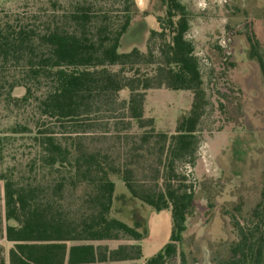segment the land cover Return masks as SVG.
Wrapping results in <instances>:
<instances>
[{"label":"trees","instance_id":"obj_1","mask_svg":"<svg viewBox=\"0 0 264 264\" xmlns=\"http://www.w3.org/2000/svg\"><path fill=\"white\" fill-rule=\"evenodd\" d=\"M161 3L165 15L158 16L160 30L150 31L146 51L123 52L133 27H141L138 18L150 14L136 0H48L35 12L0 17V104L12 113L23 108L25 121L9 132L32 136L36 150L2 177L0 236L12 247L5 256L0 245V264L141 261L150 227L138 204L171 213L169 241L143 264H192L182 247L199 191L181 166L197 164L199 128L211 101L188 38V7L181 0ZM250 46L264 83V49L258 40ZM16 88L24 94L14 95ZM163 88L193 95L171 135L157 132L146 116L148 92ZM100 115L118 134L133 125L144 130L132 138L140 146L115 153L90 147L86 140L98 130ZM108 124L100 127L106 134ZM261 196L248 215L241 205L236 209L231 226L237 239L215 264H264V181ZM129 200L132 222L117 207H129ZM123 240L133 243H107Z\"/></svg>","mask_w":264,"mask_h":264},{"label":"rangeland","instance_id":"obj_2","mask_svg":"<svg viewBox=\"0 0 264 264\" xmlns=\"http://www.w3.org/2000/svg\"><path fill=\"white\" fill-rule=\"evenodd\" d=\"M48 0H0V17L6 14L35 12L46 7ZM141 12L148 16L138 18L141 27L135 25L127 38L123 52L133 47L146 51L150 31L160 30L158 16L164 17L161 0H136ZM191 13V29L188 38L194 43L201 64L207 96L211 101L199 128V154L196 166H181L195 184L198 193V209L188 221L187 241L182 249L192 264H215L228 253L237 239L231 226L232 215L241 207L242 216L248 215L261 201L264 181V83L258 64L247 55L246 35L253 28L264 49V0H181ZM264 52V51H263ZM24 94L16 88L14 95ZM193 95L187 91H171L165 88L147 94V118L153 119L157 132L174 134L180 118L191 108ZM23 108L12 113L0 104V220L5 212L4 180L7 170L19 163H27L36 155L32 136L11 134L10 128L24 122ZM106 116L96 119L98 130L86 140L93 149L129 151L140 146L135 135L144 130L136 125L118 134L112 120ZM30 119H32L30 117ZM112 127L108 134L100 127ZM125 135H130L126 139ZM121 137V138H119ZM128 137V136H127ZM93 138V143L91 139ZM145 147V151H146ZM149 164H141L146 167ZM141 169V168H140ZM10 170V171H11ZM147 170V169H145ZM142 171V169L140 170ZM146 175V174H145ZM147 175L148 173L147 170ZM142 177L144 175L142 174ZM81 188L77 195H81ZM210 203L213 205L209 207ZM119 216L132 222L134 202H127ZM143 222L150 221V236L142 242L144 261L157 253L169 241L171 213L154 212L147 206L137 205ZM241 217V216H240ZM1 223V221H0ZM1 228V225H0ZM111 246L133 243L111 241ZM4 255H8L11 243L1 239ZM177 261L176 264H178Z\"/></svg>","mask_w":264,"mask_h":264},{"label":"flooded vegetation","instance_id":"obj_3","mask_svg":"<svg viewBox=\"0 0 264 264\" xmlns=\"http://www.w3.org/2000/svg\"><path fill=\"white\" fill-rule=\"evenodd\" d=\"M246 37H247V42H248V51H247V55H248V58H249V56H250V54H251V46H250V42L251 41H259V39H258V36L256 35V33H255V31H254V29L253 28H250V32L246 35Z\"/></svg>","mask_w":264,"mask_h":264},{"label":"crops","instance_id":"obj_4","mask_svg":"<svg viewBox=\"0 0 264 264\" xmlns=\"http://www.w3.org/2000/svg\"><path fill=\"white\" fill-rule=\"evenodd\" d=\"M150 228L152 229V226H151V221H150Z\"/></svg>","mask_w":264,"mask_h":264}]
</instances>
